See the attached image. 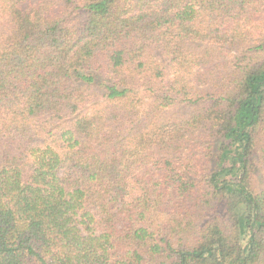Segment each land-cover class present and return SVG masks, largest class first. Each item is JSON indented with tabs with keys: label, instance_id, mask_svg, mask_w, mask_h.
Segmentation results:
<instances>
[{
	"label": "trees",
	"instance_id": "obj_1",
	"mask_svg": "<svg viewBox=\"0 0 264 264\" xmlns=\"http://www.w3.org/2000/svg\"><path fill=\"white\" fill-rule=\"evenodd\" d=\"M0 264H264V0H0Z\"/></svg>",
	"mask_w": 264,
	"mask_h": 264
}]
</instances>
